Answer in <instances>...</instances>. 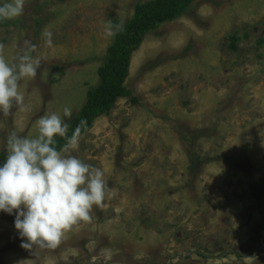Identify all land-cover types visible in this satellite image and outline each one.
<instances>
[{
	"label": "rangeland",
	"instance_id": "rangeland-1",
	"mask_svg": "<svg viewBox=\"0 0 264 264\" xmlns=\"http://www.w3.org/2000/svg\"><path fill=\"white\" fill-rule=\"evenodd\" d=\"M150 1L26 0L2 54L35 45L41 65L19 82L25 107L0 114V154L44 115L72 123L100 85L105 24ZM125 86L138 102L121 98L69 153L103 171V207L55 249L21 247L0 212V264H264V0H197L145 37Z\"/></svg>",
	"mask_w": 264,
	"mask_h": 264
},
{
	"label": "clouds",
	"instance_id": "clouds-1",
	"mask_svg": "<svg viewBox=\"0 0 264 264\" xmlns=\"http://www.w3.org/2000/svg\"><path fill=\"white\" fill-rule=\"evenodd\" d=\"M25 3L0 0V23L22 16ZM124 24V20L107 22L106 36L114 38L124 31ZM42 35L52 43L51 32ZM3 48L0 44V114L8 116L14 106L25 107L19 82L36 77L41 61L32 56L35 45L22 50L11 64L4 58ZM63 116L70 119L71 109L65 107ZM37 123L38 136L29 138L12 131L7 138V155L0 165V212L15 216L21 247L55 249L74 226L90 219L94 206L103 207L110 189L101 169L69 154L76 150L87 121L81 120L70 137V124L56 113L42 116ZM57 137L67 139L59 150Z\"/></svg>",
	"mask_w": 264,
	"mask_h": 264
},
{
	"label": "trees",
	"instance_id": "trees-1",
	"mask_svg": "<svg viewBox=\"0 0 264 264\" xmlns=\"http://www.w3.org/2000/svg\"><path fill=\"white\" fill-rule=\"evenodd\" d=\"M196 1L152 0L137 6L134 18L124 24V31L117 33L113 45L108 49L106 61L98 72L100 85L88 93L86 104L70 124L69 137L81 120H85L87 124L81 129L83 137L92 128L94 121L109 114L121 98H132L133 102H138L125 86L133 54L139 50L149 33L181 18ZM6 26V21L0 23V28ZM66 143V138L57 137L55 146L59 150ZM6 155V151L0 154V165L5 162Z\"/></svg>",
	"mask_w": 264,
	"mask_h": 264
}]
</instances>
